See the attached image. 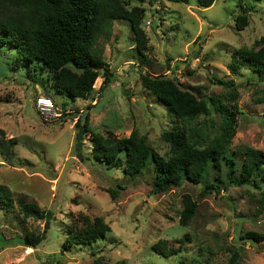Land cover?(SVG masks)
Here are the masks:
<instances>
[{
	"label": "rangeland",
	"instance_id": "1",
	"mask_svg": "<svg viewBox=\"0 0 264 264\" xmlns=\"http://www.w3.org/2000/svg\"><path fill=\"white\" fill-rule=\"evenodd\" d=\"M141 12L139 25L146 37L139 52L130 23L112 19L96 36L94 47L108 62L110 81L98 88L101 73L87 97L73 100L46 93L45 76L37 70L17 68L14 50L0 48V128L12 138L8 154L0 153V184L15 200L23 196L40 208H50L53 219L36 245L17 236L42 228V221L22 217L17 206L0 202V264H228L232 249H239V264H264L262 241H242L246 230L264 232V204L258 189L249 184L225 185L223 164L217 188L182 180L163 191H152V166L134 177L120 167H109L89 154L88 132L75 154L73 122L87 115L88 127L103 134L126 136L131 128L142 135L151 150L166 158L169 143L162 133L183 127L186 139L203 147L223 131V117L209 106L204 113L180 121L140 83V73L172 78L197 97H217L231 113L232 131L227 151L246 146L264 150V101L258 100L264 80L241 63L230 67L233 51L257 49L264 42V0H243L251 5L247 23L236 28L237 0H213L200 6L195 0H124ZM242 1V0H241ZM148 21V23L146 22ZM220 78L229 85L217 82ZM35 79V80H34ZM49 82V80H48ZM45 93L60 116L44 121L33 99ZM2 143L3 140H2ZM221 163L223 161L221 160ZM118 188L111 198L107 188ZM187 192L196 208L187 224L178 223L181 196ZM81 215H98L109 231L90 244L64 247L68 225L80 227ZM177 247L163 255L152 248L157 240ZM98 262V263H96Z\"/></svg>",
	"mask_w": 264,
	"mask_h": 264
},
{
	"label": "trees",
	"instance_id": "2",
	"mask_svg": "<svg viewBox=\"0 0 264 264\" xmlns=\"http://www.w3.org/2000/svg\"><path fill=\"white\" fill-rule=\"evenodd\" d=\"M195 1L200 6H207L213 0ZM245 3L243 0L236 2L240 8L234 17L236 28H242L247 23V12L251 5ZM140 14L137 9L127 8L124 0H0V48L14 50L12 60L17 68L29 69L30 75L36 70L46 75L45 81L39 79L41 87L47 90L46 93L54 91L71 100L76 97L85 98L92 90L99 72L102 77L99 89L106 86L111 78L108 62L103 60L100 51L93 46L97 34L108 29L112 19L125 18L134 33L136 49L141 52L145 47L146 37L139 25ZM260 40L264 42V32ZM241 63L264 80V44L257 49H235L230 67L236 69ZM139 78L141 85L154 94L156 100L180 121L206 112L209 106L219 111L223 117L224 132L205 146L195 147L187 141L183 127L165 130L162 136L169 143L170 154L163 158L151 150L144 137L134 128L126 136L118 137L109 131L101 134L88 127L86 114L83 115L82 122L77 115L73 122L75 154L83 158L78 146L82 135L88 132L90 156L104 161L109 167H120L124 174L134 177L150 162L153 172L152 191H163L169 186L180 184L182 180L203 183V178L209 174L211 179L204 182L200 192H204L206 188H217L219 166L223 164V186L249 184L258 189L256 200L263 205L264 150L251 146L244 147L241 152L226 150L229 133L233 130L232 118L230 111L219 99L212 96L207 99L197 97L169 77L140 73ZM215 80L229 85L228 81L220 78ZM258 100L264 101V90ZM13 140L10 137L4 138L0 128L1 154H8ZM107 192L114 198L118 188L108 187ZM0 202L6 206L15 204L22 217L29 216L42 221L40 231H29L17 236L21 243L34 246L45 237L53 219L50 208H40L34 201L23 196H17L13 200L2 184ZM181 202L178 223L185 225L195 212L196 203L187 192L182 194ZM80 223V227H66L64 247L90 244L109 231L108 224L98 215L91 218L81 215ZM239 238L252 243L262 241L261 246L264 248V232L246 230ZM152 248L163 255L177 250V247L167 245L165 239L154 242ZM238 258L239 249H232L228 264H239ZM111 264L125 263L117 260Z\"/></svg>",
	"mask_w": 264,
	"mask_h": 264
},
{
	"label": "built area",
	"instance_id": "3",
	"mask_svg": "<svg viewBox=\"0 0 264 264\" xmlns=\"http://www.w3.org/2000/svg\"><path fill=\"white\" fill-rule=\"evenodd\" d=\"M146 22L148 23V21ZM33 102L38 115L44 121H51L60 116V110L49 95H38L34 97Z\"/></svg>",
	"mask_w": 264,
	"mask_h": 264
}]
</instances>
